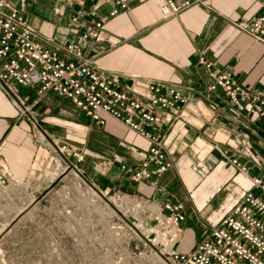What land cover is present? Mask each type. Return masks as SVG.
I'll return each mask as SVG.
<instances>
[{"label": "crops", "instance_id": "0c3cea01", "mask_svg": "<svg viewBox=\"0 0 264 264\" xmlns=\"http://www.w3.org/2000/svg\"><path fill=\"white\" fill-rule=\"evenodd\" d=\"M123 1L127 9L106 23L103 41L87 42L83 56L122 89L150 79L188 94L190 102L161 132L172 164L158 187L133 184L120 173L122 163L137 165L148 149L145 138L122 121L106 115L105 124L98 125L70 99L52 92L39 97L33 88L11 92L0 84L1 163L22 183L34 172L65 163L56 146L66 143L80 152L77 163H84L81 170L102 191L145 198L150 209L183 202L186 217L175 249L187 251L250 188L233 160L252 174L264 167V118L233 113L221 90L208 89L212 78L200 63L205 57L215 69H230L251 94H264V44L237 27L263 11L264 0H210L208 6H192L171 18L161 16L153 0ZM87 6L102 16L113 4L89 0ZM25 11L36 38L45 44L60 47L70 36L74 6L67 1L32 0ZM137 216L150 221L140 209Z\"/></svg>", "mask_w": 264, "mask_h": 264}, {"label": "built area", "instance_id": "2783aa9c", "mask_svg": "<svg viewBox=\"0 0 264 264\" xmlns=\"http://www.w3.org/2000/svg\"><path fill=\"white\" fill-rule=\"evenodd\" d=\"M31 1L0 0V84L11 92L33 88L39 97L52 92L70 99L98 125L105 124L106 115L122 121L145 138L148 149L137 165L122 163L120 173L133 184L158 187L172 164L161 132L175 122L180 109L190 102L188 94L181 87L150 79L135 81L130 91L122 89L83 56L87 42L103 41L106 23L126 10L127 3L112 0L111 10L98 16L95 7L87 6L89 0H65L74 6L70 36L57 47L36 38L25 11ZM153 1L161 16L171 18L192 6H208L210 0ZM237 27L264 44V10L239 21ZM200 63L212 78L208 89L221 90L233 113L264 118V94H251L230 69H215L205 57L200 58ZM56 148L66 161L70 157L82 160L80 152L66 143ZM233 163L249 178L250 188L210 227L209 234L187 251L175 249L186 217L183 202L166 201L150 209L147 199L118 192V211L122 216L127 212L137 216L140 209L150 216L148 223L137 216L132 225L143 244L150 251L158 248L167 264H264V167L252 174V169L237 158ZM19 185L0 159V195L8 196V188Z\"/></svg>", "mask_w": 264, "mask_h": 264}, {"label": "rangeland", "instance_id": "374dc122", "mask_svg": "<svg viewBox=\"0 0 264 264\" xmlns=\"http://www.w3.org/2000/svg\"><path fill=\"white\" fill-rule=\"evenodd\" d=\"M70 157L0 195V264H167ZM81 162V160H80ZM85 166V165H84Z\"/></svg>", "mask_w": 264, "mask_h": 264}]
</instances>
